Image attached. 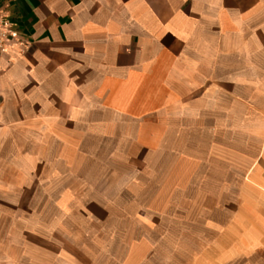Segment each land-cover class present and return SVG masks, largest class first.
I'll return each mask as SVG.
<instances>
[{
    "label": "crops",
    "instance_id": "crops-1",
    "mask_svg": "<svg viewBox=\"0 0 264 264\" xmlns=\"http://www.w3.org/2000/svg\"><path fill=\"white\" fill-rule=\"evenodd\" d=\"M0 8V264H61L80 200L183 264H264V0Z\"/></svg>",
    "mask_w": 264,
    "mask_h": 264
},
{
    "label": "rangeland",
    "instance_id": "rangeland-1",
    "mask_svg": "<svg viewBox=\"0 0 264 264\" xmlns=\"http://www.w3.org/2000/svg\"><path fill=\"white\" fill-rule=\"evenodd\" d=\"M60 213L61 264H183L179 244L165 242L158 233L138 231L139 237L150 236L149 242L130 240L129 226L113 223L115 209L80 200L75 209Z\"/></svg>",
    "mask_w": 264,
    "mask_h": 264
},
{
    "label": "built area",
    "instance_id": "built-area-1",
    "mask_svg": "<svg viewBox=\"0 0 264 264\" xmlns=\"http://www.w3.org/2000/svg\"><path fill=\"white\" fill-rule=\"evenodd\" d=\"M19 39V31L8 20L5 9L0 8V54L7 52L9 45Z\"/></svg>",
    "mask_w": 264,
    "mask_h": 264
}]
</instances>
